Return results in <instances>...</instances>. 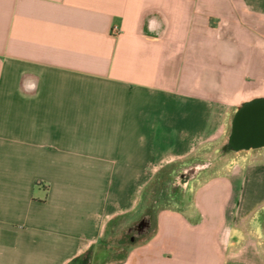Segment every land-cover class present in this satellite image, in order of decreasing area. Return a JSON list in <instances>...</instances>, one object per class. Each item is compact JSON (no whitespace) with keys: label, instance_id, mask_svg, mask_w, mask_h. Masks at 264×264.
Here are the masks:
<instances>
[{"label":"crops","instance_id":"1","mask_svg":"<svg viewBox=\"0 0 264 264\" xmlns=\"http://www.w3.org/2000/svg\"><path fill=\"white\" fill-rule=\"evenodd\" d=\"M263 89L264 0H0V264L69 263ZM246 174L160 207L105 264H264Z\"/></svg>","mask_w":264,"mask_h":264},{"label":"rangeland","instance_id":"2","mask_svg":"<svg viewBox=\"0 0 264 264\" xmlns=\"http://www.w3.org/2000/svg\"><path fill=\"white\" fill-rule=\"evenodd\" d=\"M24 88L30 90V86ZM260 94H264V89L244 93L239 96V100L252 99L261 96ZM220 141L199 149L195 156L187 160L168 163L158 169L144 186L137 189L134 209L124 210L115 215L106 213L101 236L96 244L90 246L93 249L92 256L95 253V264L108 263L112 258L129 251L132 243L142 242L154 227L157 210L160 207H189L201 183L207 182L210 177L222 176L236 163L243 165V174L247 173V184L243 183L244 175L239 177L234 193H240L242 199L245 197L251 207L262 206L264 204V160H260L262 158L246 160L242 156L233 155L228 150L224 152ZM189 167L194 169L191 177L179 179V175ZM236 200L237 195L232 197L231 203ZM81 207L89 206L84 203ZM143 218L149 222L148 230L141 237H134L131 241L134 231L129 229ZM258 230V236L264 239V224Z\"/></svg>","mask_w":264,"mask_h":264},{"label":"water","instance_id":"3","mask_svg":"<svg viewBox=\"0 0 264 264\" xmlns=\"http://www.w3.org/2000/svg\"><path fill=\"white\" fill-rule=\"evenodd\" d=\"M229 138L236 150L264 146V95L239 105L232 118Z\"/></svg>","mask_w":264,"mask_h":264},{"label":"flooded vegetation","instance_id":"4","mask_svg":"<svg viewBox=\"0 0 264 264\" xmlns=\"http://www.w3.org/2000/svg\"><path fill=\"white\" fill-rule=\"evenodd\" d=\"M230 132L228 133L227 137H225L222 141H220V143L222 144V150L224 152L226 150H228V151L232 152L233 155L242 156V158H246V160H249V159L252 160V159L261 158V157H262V159H264V146L258 147L256 149H253V148L238 149V150L234 149L232 147V141L229 138L230 137ZM239 164L240 163H236L234 165V167L239 165ZM193 170H194L193 168L189 167L188 169H186L185 172H183V173H181L179 175V179H183L185 177H187V178L191 177V175L193 173L192 172ZM189 207H191V205ZM255 218H256L257 223L259 224V227L260 226L263 227V224H264V211L258 213V215H256ZM148 228H149V222L145 218L141 219L139 223L133 225L129 229V231H134V236L131 237L130 240L133 241L134 237H141L143 235V233L146 230H148Z\"/></svg>","mask_w":264,"mask_h":264},{"label":"trees","instance_id":"5","mask_svg":"<svg viewBox=\"0 0 264 264\" xmlns=\"http://www.w3.org/2000/svg\"><path fill=\"white\" fill-rule=\"evenodd\" d=\"M92 250L93 249L90 247L88 250H86L82 254L75 256L67 264H95V259L92 258Z\"/></svg>","mask_w":264,"mask_h":264},{"label":"built area","instance_id":"6","mask_svg":"<svg viewBox=\"0 0 264 264\" xmlns=\"http://www.w3.org/2000/svg\"><path fill=\"white\" fill-rule=\"evenodd\" d=\"M112 31H114L116 33V27H113Z\"/></svg>","mask_w":264,"mask_h":264}]
</instances>
